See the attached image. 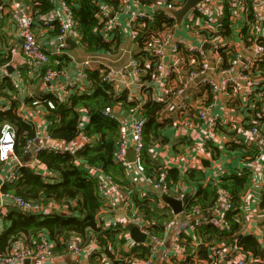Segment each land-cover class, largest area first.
<instances>
[{"label": "built area", "instance_id": "2783aa9c", "mask_svg": "<svg viewBox=\"0 0 264 264\" xmlns=\"http://www.w3.org/2000/svg\"><path fill=\"white\" fill-rule=\"evenodd\" d=\"M113 3L106 4L101 1L96 12V17L99 23V32L103 37H114L116 32L122 34V43L119 49L114 53L107 52H91L83 60L79 62V69L74 78H72L66 86L61 88L59 93H52L54 97L60 100H66L73 92H88L90 91V81L87 78V71L98 68L100 70L101 80L114 86L118 79H121L126 86H129L133 81L139 79L143 74L142 67H154V79L162 78L166 80L169 89L171 104L167 105V109L182 115L181 125L187 128H194L196 121L205 124V137L198 144L201 152L207 153L208 144L214 136V131L221 124L219 117L214 115L217 105H229L232 109L241 113L245 111L248 115L246 120H228V123L239 129L242 136L243 144L248 155L253 152L252 156H245L249 166L258 168L264 173V102H261L264 96V0H232L229 3V21L232 25H236V20L240 19V15H244L241 19L243 26L248 28L250 36L249 46L251 56L245 58L240 54L233 55L227 58V64L223 66L224 56L219 49H228V43L220 33L221 12L218 18L211 16L213 10L212 2L204 0L195 5L187 16H204L207 23L216 22V29L207 26L202 29H197L193 32L198 37V44L187 42L183 38L175 37L177 28L176 22L174 28L167 26L164 22L160 23V28H153L149 23H155L156 15L160 11H165L170 16V10L179 9L186 0H113ZM221 5L225 0H220ZM63 13L61 17L58 11ZM247 13L251 14V20L247 18ZM172 17V16H171ZM9 18L12 21L20 34L21 52L27 63V68L30 71L39 73L40 69L49 63L50 57L59 54V51L66 47L65 39L76 34L80 36L76 30V20L73 16L71 7L65 0H56L54 9L46 15L39 16L36 21L32 18L27 7L20 0H1L0 4V22ZM215 18V19H214ZM247 18V19H246ZM185 20L188 21L187 17ZM184 20V21H185ZM175 21V20H174ZM247 21V24H245ZM58 25L60 29L59 44L55 52L46 51L39 44L36 37V30H49ZM180 26V25H179ZM238 30L240 26H237ZM241 29V28H240ZM205 30L208 33L201 32ZM213 33V36L209 35ZM128 44V48L124 49L123 45ZM181 51L186 53V56L181 55ZM229 51V50H228ZM226 51V52H228ZM168 60V61H167ZM184 67H193L189 71H184L183 76H179L177 84H172L174 73H181ZM6 65L0 66V69L5 71ZM215 71L214 75L209 74L210 71ZM62 70L47 69L41 76L42 83H50L56 79ZM12 86L19 90L20 80L22 75L16 72L15 76L11 73L6 76ZM205 88L208 91L209 99L206 103L196 105L193 109L192 105L185 102V91L189 88ZM37 102H34V104ZM47 105L52 107V102L47 101ZM257 110H253V108ZM4 108V107H1ZM138 107L131 110V123L129 126L122 124L115 115L112 107L106 106L102 115L116 119L120 122L119 144L114 154L115 163L124 167L125 172L133 167L141 176L145 183L149 184L151 189L142 190L141 196L144 198H153L154 195H167L181 200L185 194L184 188L172 186L167 178V168L162 167L158 170L155 177L146 176L142 163L145 142L143 137L146 118L139 113ZM242 120V121H241ZM30 121V119H29ZM36 136L32 141L27 143V150L33 148L34 155L40 151H47L53 154L62 155L65 153L74 154L83 145L93 142L89 137L79 136L77 139L65 143L56 141L49 136V125L51 122L44 120L42 126H36ZM44 124V126H43ZM241 124V125H240ZM237 129L233 131H238ZM13 140L6 138L1 145V159L6 163L9 162L8 173L0 172V187L4 183H10L16 179L17 167L22 165H30L38 167L35 158L31 163L26 164L23 160L13 156ZM132 149L134 160L130 162L127 159V152ZM92 171L98 178V188L101 196L105 199V207L101 211H114L118 204L128 218L126 222L133 223L138 227L140 232L149 237L151 242L138 243L131 238L129 241V251L123 253L119 259L126 260L131 256L129 264H152L153 255L157 254V247L164 245V239L153 233L150 230V224L142 214H137L133 208L130 195L122 190L116 179L110 173H104L99 167H94ZM239 174H244L245 169L239 168ZM249 172V171H248ZM157 179L155 180V178ZM175 194V195H172ZM245 195V194H244ZM244 197V196H243ZM242 197V199H244ZM0 198L8 203L9 207L26 212L46 216L52 213H67V206L57 203H41L18 197L12 193H4L0 191ZM5 202V203H6ZM184 204V203H183ZM0 206L5 207L4 203ZM166 205L158 199L157 207L162 209ZM242 210V206L240 208ZM173 212L172 209H170ZM100 211V218L103 220ZM130 211V212H129ZM232 211V202L230 195L223 191L217 192L214 207L210 209V214L204 215L197 206L192 207L191 211L186 214L188 218L187 225L183 228L184 233L190 236L192 241L199 243L195 237V231L202 225H211L220 232L230 230L231 224L229 221L228 212ZM131 213V214H129ZM182 213V212H181ZM3 211L0 209V221ZM173 214H175L173 212ZM176 215V214H175ZM178 215V214H177ZM245 215V214H244ZM129 237V232H127ZM127 241V242H128ZM175 253L174 255L182 262L191 258H196V250L191 249L186 243V239L179 233L174 236ZM139 245H150V255L146 259H138L133 257L132 249ZM97 239L92 236L86 244H83L78 235H72L66 241V250L71 254H79L85 251L88 255L98 253ZM171 250L163 248L159 254L160 264H174L171 262ZM244 251L236 246L219 244L210 248L209 257L202 261H197L196 264H259L262 259L259 256ZM57 255L53 253V244L46 238H41L40 242L34 247L30 245H19L13 247L8 254L0 256V264H25L26 261H38L45 264H54ZM179 260V259H178ZM100 264H110L105 259L100 261Z\"/></svg>", "mask_w": 264, "mask_h": 264}, {"label": "trees", "instance_id": "16d2710c", "mask_svg": "<svg viewBox=\"0 0 264 264\" xmlns=\"http://www.w3.org/2000/svg\"><path fill=\"white\" fill-rule=\"evenodd\" d=\"M101 1L116 5L113 0H65L71 7L76 20V30L80 35L79 46L88 53L97 51L114 53L122 43V34L118 31L111 38H105L100 34L95 14ZM23 2L29 5L30 14L35 21L39 16L51 12L56 4V0H23ZM231 2L233 1L225 0L219 21L218 33L225 38L229 37L232 32L229 21V3ZM247 15L251 18L250 13ZM156 17L155 23H149L151 27L160 28V23L164 22L169 28H174V18L165 11H160ZM50 32L52 35L59 36V26L54 25ZM201 32L208 33L205 30ZM209 35L213 36V33H209ZM241 36L246 44L251 43L246 26L241 28ZM219 51L224 56L223 66L227 64L228 57L235 55L229 48L219 49ZM182 56L185 57L186 53L184 52ZM9 60L10 51L7 54H0V66L6 65ZM69 62L70 58L67 55H52L49 63L40 69L37 77L41 78L49 68L59 71L65 68ZM144 68H147L149 77H154L153 65L143 66L142 69ZM263 68L264 64L261 65V69ZM191 69L193 67H185L184 71ZM87 75L91 84L90 91L73 92L66 100H60L51 93L44 94L38 102L45 111L46 119L51 122L48 130L51 139L69 143L83 135L89 137L93 142L83 145L74 154L57 155L40 151L34 155L39 168L30 165L19 166L16 179L10 183H4L0 187V191L12 193L24 199L44 204L54 202L66 205L67 213H52L43 216L5 207L0 221V256L8 254L14 244L20 240H23L26 245L34 247L43 237L53 244V253L60 255L67 251L66 241L75 234L80 237L83 244L88 242L89 237L94 236L100 247L98 254L106 256L110 260L107 259L110 264H129L131 262V258H129L131 256H126L128 257L126 260H116L113 256V251L128 241L127 223L121 221L105 226L99 215L105 207V199L100 194L98 178L92 169L99 167L104 173H110L122 190L129 189L130 185L125 179L124 167L114 161V154L119 144L121 124L116 119L103 116L102 111L106 106L113 107L115 105H121L125 109L134 108L135 103L129 100L127 92L115 94L112 86L101 80L98 68L88 70ZM16 95L17 90L8 78L4 77L0 81V96L8 98L10 105L8 108L0 107L1 173H8L11 166L9 162L6 163L1 159L3 140L6 138L13 140V156L22 160L30 151H26L27 143L36 136L35 125L26 118L20 107L23 105L22 101L13 97ZM48 100L52 102V107L47 105ZM33 101V98L25 99L24 105L36 107L33 105ZM261 102H264V96ZM165 105L166 99L150 98L145 100L138 109L139 113L146 118L143 132L145 148L142 163L144 174L150 177H155L158 170L163 167L162 164L150 159L146 151L153 142L160 141L165 136L163 134L164 123L157 120L158 113ZM83 115L87 116L84 123ZM164 122L166 123V121ZM252 154L253 152L248 153L250 156ZM242 155L243 158L248 156L243 153ZM167 173V180L172 186H178L179 191L180 187H183L185 193H188V199L182 207L185 221H188L186 214L194 206H197L204 215L210 214V209L214 207L219 190L227 192L232 202V211L228 212L227 216L231 224L230 230L220 232L211 225L198 227L194 234L199 240L196 248L197 257L185 261L186 264H196L201 259L205 261L209 257L210 248L219 244L236 246L256 256L264 255V245L258 241L255 235L242 234L245 222L244 214L240 208L243 204L242 197L251 183V175L247 170L244 174H239L237 171L229 172L216 181L208 180L203 169L190 168L181 172L179 168L173 167L167 168ZM132 193L134 195H132L131 201L136 213L142 214L146 221L151 223L150 230L162 237L167 227L173 223V212L167 206L162 209L157 207L159 199L157 195L150 199L136 196L134 191ZM179 234L186 239V243L190 246L192 239L184 233V229ZM150 250V245L134 247L132 249L133 257L146 259L150 255ZM102 259L104 257L97 260L101 261ZM259 264H264V261L262 260Z\"/></svg>", "mask_w": 264, "mask_h": 264}, {"label": "crops", "instance_id": "0c3cea01", "mask_svg": "<svg viewBox=\"0 0 264 264\" xmlns=\"http://www.w3.org/2000/svg\"><path fill=\"white\" fill-rule=\"evenodd\" d=\"M30 12V7L26 2L20 0ZM59 15L63 17V13L58 11ZM249 20L250 17L247 15ZM246 18V19H247ZM185 20L180 26L176 23L175 37L183 38L187 42L198 44V37L193 32H191L185 25ZM247 24V21H245ZM245 27L243 25L240 28ZM237 28L234 24L231 26V35L225 38L228 43L229 49L236 54H240L245 58L251 56V51L247 48L249 44H246L243 41L241 36V29ZM51 29L49 30H36V37L43 49L46 51L55 52L56 48L60 42L59 36L51 34ZM242 38V39H241ZM20 34L16 25L7 18L4 21L0 22V54H7L10 51V60L6 65H10L11 75L15 76L16 72H20L22 78L20 80V89L17 90V95L13 96L15 99L22 101L23 105H20L21 109L24 111L26 118L31 122H35L36 126H42V123L46 119L45 111L39 106V100L44 94L49 93H59L61 88L66 86L67 83L75 77L78 69L79 62L83 60L88 52L85 49L79 46V37L76 34H71L65 39L66 47L59 51V54L56 56L67 55L70 58L69 64L61 69V73L56 79L50 83H42L41 78H38L36 72L30 71L27 68V63L21 52V42ZM250 40V37H249ZM124 49L128 48V44L123 45ZM181 55H184V51L181 52ZM168 61V60H167ZM186 67V66H185ZM184 67V68H185ZM147 68L143 69V74L139 79L133 81L129 86H126L125 83L118 79L117 83L112 86L115 94L119 95L122 92H127L129 100L135 103L134 108H123L121 105H115L112 107L115 115L118 120L127 126L131 123V110H134L136 107L140 108L142 103L147 99L161 100L166 99L165 107L158 113L157 120L160 123H164L163 134L165 135L160 141L153 142L150 146L147 147L146 153L154 161L163 165L166 168H179V171L184 172L190 168L203 169L208 180L216 181L222 175H225L229 172L238 171L239 168H243L250 173L251 183L245 195H243V204H242V213L245 214L246 222L242 229V234H253L257 237L258 241L264 245V173L258 170L253 166H249L246 157L243 158L242 153H245V145L242 143V138H240L241 133L239 129L232 124L228 123V120L239 119V112L235 109H232L228 104L224 105L221 101V105H217V108L214 111V115L219 117L221 122L219 128L215 130L213 138L208 144L207 153L201 152L199 150L198 144L205 137V124H202L200 121H196L194 128H187L181 125L182 115L176 114V112L167 109V105L171 104L170 93L167 87L166 80L162 78H153L147 75ZM181 73H174L172 83H169L171 86L173 83L177 84L179 81V76L184 75V69L180 66ZM9 73L7 69H0V81L3 80ZM209 74L214 75L215 71H210ZM37 77V78H36ZM9 80V79H8ZM150 97V98H149ZM33 98V105L36 107H29L24 105L25 99ZM209 99V94L205 88H189L185 91L184 101L192 105L193 109L197 105L206 103ZM169 101V102H168ZM34 102H37L34 104ZM169 104V105H170ZM10 105V100L6 97L0 96V107L8 108ZM255 112L257 110L253 108ZM249 114V113H248ZM245 111L243 115L241 114V119L246 120L248 115ZM83 123L87 120V116L82 117ZM166 121V123L164 122ZM242 121V120H241ZM241 125V124H240ZM44 126V124H43ZM237 129L238 131H233ZM127 157V156H126ZM125 179L129 182V189L126 191L130 195L132 200V192H135V195L141 196L142 190L152 191L153 188L144 180L141 179V176L136 172V170L131 167L129 171L125 172ZM128 188V187H127ZM126 190V189H124ZM157 193V191H154ZM160 200L164 203L162 196H159ZM1 200L0 203H4L5 207H9L8 203ZM165 204V203H164ZM166 205V204H165ZM170 209V206L166 205ZM5 207L0 206L2 211L5 210ZM103 222L105 226L118 222H126L128 216L124 213V210L121 208V204H118V207L114 211H101ZM188 220V218H187ZM188 221H185V217L182 213L178 215L174 214L173 223L169 225L165 231V234L162 236L164 239V245L157 247V254L153 255L152 264H160L159 254L163 248L171 250V262L174 264H186L182 262L180 258L174 256L178 255L175 251V234L182 231V229L187 225ZM126 224V226H127ZM1 227V226H0ZM128 232V230H127ZM128 237V236H127ZM130 239V236L128 237ZM129 241L121 247H118L117 250L113 251V256L117 260L122 254L129 251ZM23 245L25 243L23 240L18 241L14 244L15 246ZM198 243L196 241L191 242V249L197 251ZM96 251H100V247H97ZM264 254V253H263ZM57 257L54 260V264H100V261L97 259L103 258L109 263V259L106 256H101V254L88 255L85 251H82L79 254H71L69 252H64L60 255L56 254ZM251 257V254L249 253ZM197 257V255H196ZM264 261V255L259 256ZM109 261H108V260ZM179 259V260H178ZM196 259V258H192ZM25 264H45L38 261L25 262Z\"/></svg>", "mask_w": 264, "mask_h": 264}, {"label": "water", "instance_id": "95a60500", "mask_svg": "<svg viewBox=\"0 0 264 264\" xmlns=\"http://www.w3.org/2000/svg\"><path fill=\"white\" fill-rule=\"evenodd\" d=\"M202 1H204V0H186L184 2V4L179 9L170 10L169 13L174 18L175 22L178 25H181L184 22L187 15L189 14L190 10L195 5L201 3ZM234 1H236V0H234ZM0 4H1V0H0ZM20 42H21V40H20ZM10 67L11 66L9 64L6 65L7 73H9V74L11 73ZM33 158H34L33 148H31L30 151L28 152V154L25 155L22 158V160L24 163L29 164L32 162ZM127 159L130 162H132L134 160V153H133L132 149L128 150ZM162 199L166 205H168L172 208V210L175 214H179L182 212L183 203H185L188 199V194H185L181 200L175 199L174 197L167 196V195H162ZM127 229L129 232V236L133 241L138 242V243H147V244H149L151 242L150 238L146 237L145 234L140 232L138 227L136 225H134L133 223H128ZM27 262L28 261H26V263Z\"/></svg>", "mask_w": 264, "mask_h": 264}, {"label": "rangeland", "instance_id": "374dc122", "mask_svg": "<svg viewBox=\"0 0 264 264\" xmlns=\"http://www.w3.org/2000/svg\"><path fill=\"white\" fill-rule=\"evenodd\" d=\"M212 2L213 5V10L210 12L211 16L218 18L220 15V11L222 9V5L220 0H209ZM214 18V19H215ZM244 18V15H240V19L236 20V26H241L242 22L241 19ZM188 21L185 22V25L187 28L191 31L197 32V29H202V27L207 26L210 28H215L216 29V22L210 24L206 22V19L204 16H187ZM247 219V217H246ZM245 215H244V221L246 222ZM248 222V219H247Z\"/></svg>", "mask_w": 264, "mask_h": 264}]
</instances>
